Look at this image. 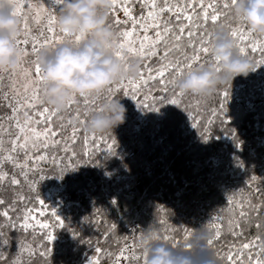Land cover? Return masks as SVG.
Here are the masks:
<instances>
[{"label": "trees", "instance_id": "16d2710c", "mask_svg": "<svg viewBox=\"0 0 264 264\" xmlns=\"http://www.w3.org/2000/svg\"><path fill=\"white\" fill-rule=\"evenodd\" d=\"M24 2L30 5L23 12L31 16L33 35L47 26L46 13L40 12V7L54 15L61 7L55 0ZM169 2L175 3V0ZM212 2L221 13L218 24H233L243 30L233 19L231 10L223 8L224 0ZM124 3L131 16L126 17L119 6L114 14L111 11L109 14L115 33L132 31L134 25L138 31L147 20L139 19L147 12L139 0H124ZM203 3L207 5L209 0ZM184 11L192 15L193 31L196 24H201L202 33L212 34L210 52L201 55L192 71L199 64L214 62L211 47L218 24L213 25L209 20L205 27L197 19L199 3L196 8L189 4ZM114 19L122 23L115 25ZM157 22L161 24V31L165 23L173 29L172 33L165 34L157 56L144 60L124 53L125 60L135 57L141 61L143 81L140 71L131 78L137 82L136 86L126 85L127 95L124 91H105L99 96L93 95L95 106L84 108L77 99L58 113L49 125L58 135L49 136L50 146L41 149L47 158L30 165L32 170L28 171L26 181L20 169L4 164L8 178L3 181L2 189L7 194L0 196V213L8 215H0V232L7 243L0 244V264L14 261L17 264H89L97 249L99 264H112L119 254L128 250L133 231L140 225L147 233H157L159 240L177 248L187 245L191 237L187 233L214 217L220 226L213 232L210 247L218 264L264 262V65L259 63L264 60V54L259 50L249 51L244 56L253 61L257 70L247 77H236L211 96L180 95L170 83L165 90L159 77L149 78L144 66L158 69L166 47L171 52L165 63L183 61L184 53H191L186 47V34L181 47H175V35L186 22L177 21L171 13H164ZM252 39L264 40L257 35ZM251 47L249 44L248 48ZM33 59L28 56L30 62ZM190 71L185 69L175 81ZM1 75L0 95L6 99H0V118H3L0 124L7 149L16 131L15 121L9 119L14 115L9 105L14 106L15 92L7 73ZM172 78L169 73L164 79ZM133 95L136 99H132ZM112 98H123L121 102L127 109L125 122L112 132L94 134L93 139V134L86 129L89 114ZM171 100H176V104H171ZM152 108L159 110L152 111ZM33 115V109H22L16 119L24 121ZM34 126L44 131L45 125ZM17 155L23 163V153ZM61 169L66 171L58 179ZM13 176L21 180L18 186L11 183ZM241 208L246 215H240ZM54 212L63 221V227ZM25 223L29 225L27 229L22 227ZM217 230L220 231L218 238ZM49 234L55 239L49 241ZM244 244L251 246L243 248ZM126 254L124 262L133 256L129 250Z\"/></svg>", "mask_w": 264, "mask_h": 264}, {"label": "clouds", "instance_id": "9594fccd", "mask_svg": "<svg viewBox=\"0 0 264 264\" xmlns=\"http://www.w3.org/2000/svg\"><path fill=\"white\" fill-rule=\"evenodd\" d=\"M112 0H63L56 14L57 28L69 34H86L78 46L60 43L54 48H42L36 56L46 85L43 96L47 105L61 113L73 97L99 96L123 78H135L141 71V61L135 57L117 58L116 33L109 27ZM12 0H0V72L18 69L23 56L16 46L21 20L13 15ZM234 17L242 18L247 29L264 38V0H236L231 8ZM213 63L199 64L175 81L184 94L211 96L218 88L231 84L236 77H247L257 68L251 59L238 53L229 30L216 25L211 47ZM218 62V63H217ZM123 98H112L90 113L86 129L91 134H104L123 124L127 109ZM0 189V196L6 195ZM212 232L204 225L194 229L186 246L173 248L149 234L140 240L147 243L146 264H218L209 245Z\"/></svg>", "mask_w": 264, "mask_h": 264}, {"label": "snow or ice", "instance_id": "6c2138e0", "mask_svg": "<svg viewBox=\"0 0 264 264\" xmlns=\"http://www.w3.org/2000/svg\"><path fill=\"white\" fill-rule=\"evenodd\" d=\"M139 2L147 8L146 16L142 15L139 19L140 21H144L146 18L151 20V24L149 27L151 29H155L154 38L150 43H146L150 40L148 35H144L142 39L133 41V37L135 35V25L132 31L125 30L123 32L116 31V48L113 51V54L121 59L125 60L124 53L127 52L129 55L138 57L140 59H148L151 56H157L159 52L158 46L165 41V34L172 33L173 29L168 26V23L163 25V30L161 31V24L158 23V18H161L164 13H171L180 21L181 19L186 22V25H181L178 29L177 34L175 35V47H181V41L185 40V34L187 38L186 47L191 49V53L185 52L183 55V61L174 60L168 61L167 63L164 60L170 55L171 49L165 48L163 53V58L160 62V67L158 69H151L147 65H145V69L148 72L149 78L156 79L159 77L161 83L164 85L165 90H167L168 84L170 83L173 87L175 86V77L182 76L184 74L185 69L189 71L192 67L201 60L202 54H207L210 52V42L212 38L211 33H202L201 24H196V31L192 30V15L185 14V9L189 7L191 4L192 8H196L197 3H199V11L195 13L197 19L201 21V23L206 27L209 20L213 25H216L220 22L221 13L216 7V5L209 0V3L205 5L203 0H184L183 7H181V0H175V3H170L169 0H139ZM236 0H224L223 8L228 9L229 11L234 6ZM14 4L13 15L17 16L21 20V32L20 36L16 39V46L22 51L23 56L21 59L20 66L16 71L13 72H0L9 73L12 77H15L13 81V90L15 95L13 97L14 106L10 104L12 107L13 116L9 117L10 120L15 121V134L13 138L9 140L10 147L5 149L4 147V139H3V125L0 124V189H2V183L5 181L8 176L4 171V164H11L14 168H18L21 170V175L23 179L26 181L28 179V171L32 170L30 168L31 164H34L36 160H45L47 158L46 154L41 151V149L46 150L50 145L48 144L49 136L55 137L58 135L56 131H54L49 125L51 121L58 115V112L54 109L47 106L44 96L41 94V88L46 85V81L44 80L42 69L38 60H34L31 63V67L25 66L26 58L29 55L36 56L39 52L40 48L43 47H54L56 44L60 43H71L75 46H78L83 40L87 38L86 34H69L64 32L63 30L57 31V17L56 15L49 12L47 9L40 7V12L46 13L47 26L44 30L38 32V35H33V30L30 24L31 16L24 13L23 9L25 7H30V5H26L24 0H12ZM57 5H62L63 0H55ZM117 6L123 9L125 16H131V12L128 7L125 5L124 0H112V8L111 13H115ZM177 9V11H174ZM158 10V11H157ZM38 15V14H37ZM227 16L228 13H225ZM133 21L136 20L135 17L132 18ZM236 23L243 27H237L233 24L224 25L228 28L232 38L238 43L236 44V48L238 53L242 55H246L249 51L255 52L257 50L261 51L264 54V40L256 41L252 39L254 34L250 32L243 19L238 17H233ZM124 21L123 23H126ZM122 21L119 19H114L115 25H120ZM170 23V21H169ZM109 27L113 28V23H109ZM142 31L145 33L148 31V28H142ZM248 37L249 39H245ZM251 44V49L248 48V45ZM138 45V46H137ZM29 47L31 51L29 52ZM213 59V58H212ZM218 63V62H217ZM260 64L264 65V60L259 61ZM169 73L172 74V79L170 81H165V76ZM144 70H141L140 76L141 80H144ZM23 79L22 87L17 90L15 85L19 83L20 79ZM3 77L0 75V83H2ZM146 82V81H145ZM137 82L132 80L131 78H123L120 80L119 84L114 83L109 86L105 91L108 93L124 91L125 95L128 94V89L126 85H132L133 88L136 86ZM21 92L23 96L21 97ZM183 95V93H179ZM227 96V93H225ZM0 99H6V97L0 95ZM79 99L80 103L83 104L84 108H88L89 105L95 106V98L93 96H83V97H73L69 100L67 106H71L74 102ZM132 99H136L135 95L132 96ZM171 104H176V100H171ZM223 107V105L221 106ZM22 109H33L34 115L30 116L28 119L24 121H20L16 119V116ZM152 111H158L159 109L152 108ZM83 115H87V113H83ZM39 117H43V119H39ZM3 118H0L2 120ZM79 119V115L77 116ZM84 122V121H82ZM45 125L44 131L41 132L38 126L34 125ZM76 129H73V135H75ZM93 139L95 136L93 134ZM56 143L55 140L52 142ZM35 150V151H34ZM23 153L24 162L21 163L18 159V153ZM32 153V155H30ZM65 169H61L60 175L57 176L58 179H62L65 173ZM46 177L41 176V179H45ZM11 183L13 185H19L21 183L20 179L13 178L11 179ZM2 202V201H0ZM43 203V201H41ZM250 203V202H249ZM0 215L7 216L8 213H0ZM56 216V213H53ZM241 216L246 215L242 208L240 212ZM57 222L61 227H63V221L56 216ZM238 226V222H236ZM28 224L25 223L22 225L24 229L28 228ZM230 230L232 229V224L230 222ZM2 227V226H0ZM41 227L47 228L48 225H41ZM115 225H113V228ZM192 233H187V235H191ZM151 239H161L159 235L156 233H150ZM186 235V238H187ZM220 235V231L217 230L216 237L218 238ZM3 233L0 232V244L7 243L2 239ZM49 241L55 239L52 234L48 235ZM167 239V237H164ZM147 243L148 240L144 241L143 247V259L144 264H146L147 260ZM213 244V240L209 241V245ZM250 244H244L243 248H249ZM135 247H141V245H134ZM99 251V249H97ZM132 259L139 261V257L133 255ZM231 259V257H229ZM13 264H17V262H13ZM89 264H94V262H89ZM256 264H264V262L257 261Z\"/></svg>", "mask_w": 264, "mask_h": 264}, {"label": "rangeland", "instance_id": "374dc122", "mask_svg": "<svg viewBox=\"0 0 264 264\" xmlns=\"http://www.w3.org/2000/svg\"><path fill=\"white\" fill-rule=\"evenodd\" d=\"M42 16L45 17L44 14ZM39 20H40V18H39ZM150 24H151V20H148L147 19V20L144 21L143 26L138 31H135V35L133 37V41L134 42L136 40L142 39L144 35H148L150 37V40L148 42H146V43L151 42V40L154 38L155 31H154V29H151L149 27ZM142 28H148V31L145 33L144 31H142ZM30 56H33V55H30ZM33 58L34 59L32 61H34L36 59V56H33ZM32 61L30 62L28 60V57H27L26 58V61H25V66L26 67H31ZM7 75L9 77L11 83L13 84V81L15 80V77H12L9 73H7ZM22 85H23V79L21 78L20 81H19V83H17L15 85V88H17L19 90L22 87ZM215 220H217V218L214 217V218H212L210 220H207V221H204L202 223V225L206 226L212 232V234L220 226V222L219 221H215ZM144 230L145 229L141 225L135 228V230L133 231V240H132V242H130V246L128 248L129 252L132 251L133 255H135V256H138L139 255V258H140L139 261L132 259V256H131L129 258L128 262L127 261L124 262L123 261L124 260V256L127 255L126 253L128 251L126 249L127 251L126 252H123L122 254H119L118 257L116 258V260L112 264H124V263H126V264H144V259H143V251L144 250H143V248H141V247H135V248H133L134 245H137V246L140 245V240H141V238L144 235L149 234L150 231H148V233H147V231H144ZM95 255H97V260H96V256ZM98 255H99V251H97V250L94 251V254L92 256V259L94 258L92 260V262H94V264H99V262H98Z\"/></svg>", "mask_w": 264, "mask_h": 264}]
</instances>
